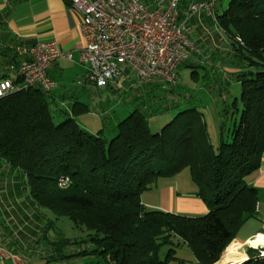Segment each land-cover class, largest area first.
I'll return each mask as SVG.
<instances>
[{
    "label": "trees",
    "instance_id": "obj_1",
    "mask_svg": "<svg viewBox=\"0 0 264 264\" xmlns=\"http://www.w3.org/2000/svg\"><path fill=\"white\" fill-rule=\"evenodd\" d=\"M158 1L142 0L148 7ZM189 1L180 0L179 20ZM212 21L229 41L234 67L227 82L240 87L227 103L222 96L215 142L195 106L178 111L157 132L143 111L132 110L106 139L103 129L82 128L74 114L58 110L63 118L55 121L39 87L0 99V164L17 172L37 207L91 232L83 241L87 248L72 256L96 258L94 264H169L182 261L174 254L186 246L196 264H214L255 216L257 190L246 177L264 151V0H217ZM184 168L205 214L178 215L142 203L143 191ZM60 178L68 184L60 187ZM243 264H264V258L257 251Z\"/></svg>",
    "mask_w": 264,
    "mask_h": 264
},
{
    "label": "rangeland",
    "instance_id": "obj_2",
    "mask_svg": "<svg viewBox=\"0 0 264 264\" xmlns=\"http://www.w3.org/2000/svg\"><path fill=\"white\" fill-rule=\"evenodd\" d=\"M221 1L223 5L228 2ZM204 18L207 20L204 27L209 28L210 23L212 29L203 30L199 25L194 29L196 32L192 30V33H196L194 40L199 45L200 53L193 55L192 61L188 60L179 65L175 81L165 84L156 77L141 81L135 72L127 70V76L120 77L117 85L112 87L117 89L116 92L108 87L86 86L81 91V99L89 111L84 114L74 113L76 122L92 133L103 129L105 138L110 139L115 134L117 122L132 110L143 111L148 118L151 131L157 132L178 111L195 106L204 114L210 138L215 142L218 129L217 113L222 106V96L227 97L226 101L223 100L227 103L232 96L239 94L240 87L236 82L230 85L227 82V79L231 81L229 68L234 67L227 37L212 25L213 16ZM189 32L191 30L186 31L193 40ZM191 62L204 68L190 65ZM191 70L197 72L198 80L191 77ZM165 87L169 89L167 92ZM81 88L82 85L74 84V90L77 92ZM78 106L75 105L76 108ZM53 118L59 121L63 116L54 113ZM195 189L189 170L184 168L174 176L160 177L140 196L146 203L157 205L160 197H165V190H168V197L171 191V198L181 199L190 194L195 196ZM183 213H189L185 216H200L194 212H182L181 215H184ZM0 222L3 229L0 253L6 255L0 258V264H94L97 260L90 256H72L87 248L83 241L91 232L83 225L74 224L67 217L55 218L50 211L37 207L31 202L29 191L17 177V172L11 170L5 163L0 164ZM253 222L249 221L244 229L254 227ZM51 241L55 243L49 244ZM256 252H251V255ZM174 255L186 260L194 258L186 246L176 248ZM88 259L89 263L86 262Z\"/></svg>",
    "mask_w": 264,
    "mask_h": 264
},
{
    "label": "built area",
    "instance_id": "obj_3",
    "mask_svg": "<svg viewBox=\"0 0 264 264\" xmlns=\"http://www.w3.org/2000/svg\"><path fill=\"white\" fill-rule=\"evenodd\" d=\"M68 2L81 16L82 46L77 58L85 68V79L98 88H106L115 87L127 70L135 72L141 81L153 77L175 81L179 65L200 53L199 45L185 31L186 20L202 12L213 16L217 0H190L181 21L180 0H159L154 7H148L142 0ZM18 52L26 59L20 64L16 79L0 78V99L32 87L49 94L57 86L47 74L50 65L60 58L74 57L71 51L61 50L55 40L21 46ZM68 182V178L58 180L60 187ZM258 232L250 238H255ZM2 235L0 222V241ZM261 245L245 247L258 251V257L264 258Z\"/></svg>",
    "mask_w": 264,
    "mask_h": 264
},
{
    "label": "crops",
    "instance_id": "obj_4",
    "mask_svg": "<svg viewBox=\"0 0 264 264\" xmlns=\"http://www.w3.org/2000/svg\"><path fill=\"white\" fill-rule=\"evenodd\" d=\"M204 16L207 14L202 12L185 22V31L191 30L189 33L193 40L196 33H192V30L197 29L199 25L203 30L206 28L204 23L207 20H204ZM80 21V14L71 8L68 0H0V78H17V70L26 59L18 52L19 47H27L39 41L55 40L61 50L71 51L74 57L71 60L60 58L48 68V76L57 82V86L48 94L53 105L52 111L57 113L61 110L67 114L88 112L89 108L81 99V91L92 84L86 81L85 68L77 58L78 50L82 46ZM209 25L207 30L212 29L210 23ZM122 76H127V73ZM74 84L82 85V88L77 92L74 90ZM108 88L113 92L117 90ZM76 104L79 105L77 108ZM246 182L257 190L256 214L242 225L232 242H243L264 227V151L259 167L246 177ZM165 191V197H160L157 205L148 204L142 198L141 201L147 207L171 213L194 212L203 215L207 212L205 204L196 195L190 194L181 199H173L172 192H169L168 197V190ZM176 205L177 207H174ZM249 221H254V227L245 230L244 227ZM239 250L235 256L244 255L249 259L253 249L249 250L243 246ZM1 254L0 258L6 257L5 254ZM178 259L182 261L173 260L169 264H196L194 258Z\"/></svg>",
    "mask_w": 264,
    "mask_h": 264
},
{
    "label": "bare ground",
    "instance_id": "obj_5",
    "mask_svg": "<svg viewBox=\"0 0 264 264\" xmlns=\"http://www.w3.org/2000/svg\"><path fill=\"white\" fill-rule=\"evenodd\" d=\"M248 243V244H247ZM262 244L264 247V229H261L255 238H247L243 242H232L222 253L220 259L216 261L214 264H242L248 258L244 255L235 256L237 252H240V248L243 246H256ZM264 255V254H263ZM246 257V258H245Z\"/></svg>",
    "mask_w": 264,
    "mask_h": 264
},
{
    "label": "water",
    "instance_id": "obj_6",
    "mask_svg": "<svg viewBox=\"0 0 264 264\" xmlns=\"http://www.w3.org/2000/svg\"><path fill=\"white\" fill-rule=\"evenodd\" d=\"M243 263H244V262H243ZM243 263H242V264H243Z\"/></svg>",
    "mask_w": 264,
    "mask_h": 264
},
{
    "label": "clouds",
    "instance_id": "obj_7",
    "mask_svg": "<svg viewBox=\"0 0 264 264\" xmlns=\"http://www.w3.org/2000/svg\"><path fill=\"white\" fill-rule=\"evenodd\" d=\"M246 258V257H245Z\"/></svg>",
    "mask_w": 264,
    "mask_h": 264
}]
</instances>
